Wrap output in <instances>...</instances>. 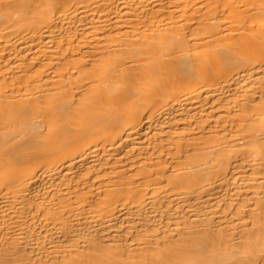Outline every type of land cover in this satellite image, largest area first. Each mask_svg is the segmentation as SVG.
<instances>
[{
  "label": "bare ground",
  "instance_id": "bare-ground-1",
  "mask_svg": "<svg viewBox=\"0 0 264 264\" xmlns=\"http://www.w3.org/2000/svg\"><path fill=\"white\" fill-rule=\"evenodd\" d=\"M0 264H264V0H0Z\"/></svg>",
  "mask_w": 264,
  "mask_h": 264
}]
</instances>
